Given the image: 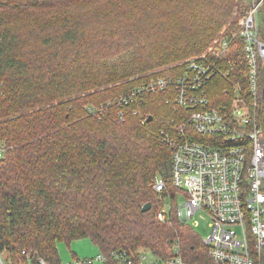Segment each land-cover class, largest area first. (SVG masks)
<instances>
[{"label": "trees", "instance_id": "obj_1", "mask_svg": "<svg viewBox=\"0 0 264 264\" xmlns=\"http://www.w3.org/2000/svg\"><path fill=\"white\" fill-rule=\"evenodd\" d=\"M235 2L0 0V264H64L57 242L81 237L105 255L144 248L162 257L178 240L186 260L213 263L198 232L176 215L162 133L187 110L164 90L114 100L183 72V60L209 47ZM203 58L218 62L205 89L220 105L248 69L241 39ZM263 83L264 66L257 102L264 128ZM158 177L166 181L161 192Z\"/></svg>", "mask_w": 264, "mask_h": 264}, {"label": "built area", "instance_id": "obj_2", "mask_svg": "<svg viewBox=\"0 0 264 264\" xmlns=\"http://www.w3.org/2000/svg\"><path fill=\"white\" fill-rule=\"evenodd\" d=\"M263 5V0H257L241 18L238 29L223 33L209 47V53L224 54L239 38L248 64L244 76L232 81L233 95L228 92L220 105L211 103L205 89L218 65L215 58H203L207 53L184 59L180 74L157 76L114 100L122 105L144 90H164L168 101L187 110V114L181 113L185 120L162 133L171 148V182L178 190L177 200L179 194L185 197L184 203H178L176 215L192 228L196 225L192 218L198 212L208 215L210 232L201 239L212 264H264V128L257 113L264 40L259 38L256 18ZM229 72L222 70L227 77ZM4 151L5 144L0 141V158ZM165 187V179L158 177L154 188L161 192ZM169 210L171 203L165 202L158 219L167 218ZM64 264L206 263L186 260L175 240L164 257L144 248L112 251L110 255L97 250Z\"/></svg>", "mask_w": 264, "mask_h": 264}, {"label": "rangeland", "instance_id": "obj_3", "mask_svg": "<svg viewBox=\"0 0 264 264\" xmlns=\"http://www.w3.org/2000/svg\"><path fill=\"white\" fill-rule=\"evenodd\" d=\"M235 1L236 2H235V5L233 7V12H232L230 20L221 28V30L215 36V38L213 39V41L211 42L209 47L215 43V40H217V39L219 40V38L221 37V35L223 33L228 32L231 29V28H229L230 24H232V22L230 23L231 20L235 21L236 27L233 29L234 30L238 29L239 28V22H240L241 18L249 10V8L253 6V4L257 0H235ZM256 18H257L259 24L262 26V24L264 23V5L261 6L259 8V10L256 12ZM209 47L204 52H202L201 54H198V55L208 53ZM198 55H194L192 57H195ZM192 57H190V58H192ZM184 201H185V197L182 196L181 194H179L178 203L182 204V203H184ZM168 203H169V201H168ZM192 220L196 224L194 226V229L198 232L200 237L206 238L210 232V228H209V224H208L209 223L208 215L203 213V212H198L192 218ZM57 247H58V251H59V254H60V257H61V260L63 263H66L67 261H69L73 258L72 252L75 253V255H77L78 257H85V256L93 255L98 250V247L92 242V240L89 237H81V238L73 239L70 242V244H68L64 240H60L57 242Z\"/></svg>", "mask_w": 264, "mask_h": 264}, {"label": "water", "instance_id": "obj_4", "mask_svg": "<svg viewBox=\"0 0 264 264\" xmlns=\"http://www.w3.org/2000/svg\"><path fill=\"white\" fill-rule=\"evenodd\" d=\"M263 2H264V0H263ZM262 95H263V101H264V83H263V87H262ZM263 116H264V109H263ZM151 117H152L151 115L148 116V120H150ZM150 206H151V202H147V203H145V204L142 206V210H147V209L150 208Z\"/></svg>", "mask_w": 264, "mask_h": 264}]
</instances>
